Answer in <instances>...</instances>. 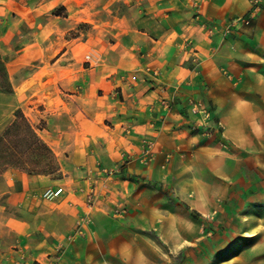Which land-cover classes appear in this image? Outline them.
<instances>
[{
  "label": "crops",
  "instance_id": "crops-1",
  "mask_svg": "<svg viewBox=\"0 0 264 264\" xmlns=\"http://www.w3.org/2000/svg\"><path fill=\"white\" fill-rule=\"evenodd\" d=\"M53 1L0 0V139L18 110L40 114L62 174L9 190L42 234L18 264H54L57 251L58 264H164L150 246L175 256L201 239L166 189L188 201L201 179L210 196L214 178L243 196L235 236L251 235L248 256L264 264V0H61L57 18ZM58 184L69 192L41 210Z\"/></svg>",
  "mask_w": 264,
  "mask_h": 264
},
{
  "label": "rangeland",
  "instance_id": "rangeland-1",
  "mask_svg": "<svg viewBox=\"0 0 264 264\" xmlns=\"http://www.w3.org/2000/svg\"><path fill=\"white\" fill-rule=\"evenodd\" d=\"M59 2L61 0H54L49 4V16L63 17L68 14L67 7ZM80 28L85 32L95 30L89 22L83 23L78 27ZM72 33L77 31L73 30ZM37 115L38 113L27 115L23 109L18 110L15 121L0 139V264H18L25 261L42 236L35 228L38 223L34 221L36 211L30 209V205L15 204L10 198L9 190L23 187L26 179L30 178H34L31 180L37 184L35 180L41 175L46 176L49 182L62 177L59 159L50 144L39 135L40 130L48 126L47 122L40 114L36 117ZM7 170L15 172V176L12 177ZM194 183L196 188L189 193L188 201L177 195L175 190L166 189V204L177 213L186 231L191 228L189 221L195 223V232L200 231L201 239L196 246L182 248L175 256L168 254L169 245L162 241L158 251L150 246V254L155 259L157 255L164 254V264H194L195 258L204 259L208 264H254L253 256H248L255 244L253 237L246 233H243L242 238L235 236L243 228L240 222L241 215L245 214L241 205L243 196L237 195L234 187H231L230 193H225L220 181L215 178L208 182L210 196L197 194L198 191H203L202 185L200 186L201 179H196ZM206 199L209 203L207 208L202 206V203L207 204ZM46 200L48 203L41 204V210L57 209L61 201ZM196 206L199 209L194 208ZM192 211H197V215L194 216ZM206 238L212 240V245L206 243ZM33 264L40 263L34 261Z\"/></svg>",
  "mask_w": 264,
  "mask_h": 264
},
{
  "label": "built area",
  "instance_id": "built-area-1",
  "mask_svg": "<svg viewBox=\"0 0 264 264\" xmlns=\"http://www.w3.org/2000/svg\"><path fill=\"white\" fill-rule=\"evenodd\" d=\"M253 4H254V8H258L259 4H260V0H253ZM203 112H204V120L209 121L210 117H211V112L207 109V108H203ZM205 123V122H204ZM208 124V122L206 123ZM218 124L220 125L221 123L218 122ZM195 129H197L196 127H194ZM114 171H107V174L110 175H114ZM66 192V186L63 184H58V185H52V186H47L43 189L42 191V195L44 198L46 199H59L61 196H63ZM98 200V195L95 192L94 189H92L90 191V194L88 195V199H87V207L88 209H90V211H92L93 206L95 205V203ZM116 212L117 213H123L125 212L124 208L117 206L116 207ZM90 218L89 217H85L83 220H81L78 224L79 226V231L82 229V224L84 222L89 221ZM52 256V260L54 264H58V262H60V257H61V253L59 251H57L56 253L50 255Z\"/></svg>",
  "mask_w": 264,
  "mask_h": 264
},
{
  "label": "trees",
  "instance_id": "trees-1",
  "mask_svg": "<svg viewBox=\"0 0 264 264\" xmlns=\"http://www.w3.org/2000/svg\"><path fill=\"white\" fill-rule=\"evenodd\" d=\"M119 174V173H118ZM193 215L196 216L197 215V211H192Z\"/></svg>",
  "mask_w": 264,
  "mask_h": 264
}]
</instances>
